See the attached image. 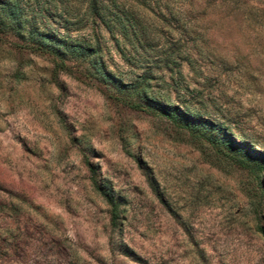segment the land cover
Masks as SVG:
<instances>
[{
    "label": "rangeland",
    "instance_id": "obj_1",
    "mask_svg": "<svg viewBox=\"0 0 264 264\" xmlns=\"http://www.w3.org/2000/svg\"><path fill=\"white\" fill-rule=\"evenodd\" d=\"M16 1L97 48L122 83L0 31V264H264V162H238L122 91L147 73L152 95L264 153V0L106 1L146 31H131L135 47L117 33L118 47L91 0Z\"/></svg>",
    "mask_w": 264,
    "mask_h": 264
},
{
    "label": "trees",
    "instance_id": "obj_2",
    "mask_svg": "<svg viewBox=\"0 0 264 264\" xmlns=\"http://www.w3.org/2000/svg\"><path fill=\"white\" fill-rule=\"evenodd\" d=\"M91 0L90 10L93 16L99 17L108 31L116 39L118 47L120 40L116 37L119 33L124 40L132 43L131 31L134 33H146L139 30V23L131 10L120 7L115 1ZM25 7L20 1L0 0V31L14 34L24 42V45L34 51L48 53L56 62V67H66L67 60L88 61L91 73L105 84L116 86V82L122 83L118 77L109 70L99 55V51L93 45L82 43L70 36L62 35L56 30H48L45 24H39L29 19ZM139 46L138 43H132ZM122 55L127 62L131 61L129 56L123 51ZM188 63H192L190 56L186 58ZM165 67L173 71L176 65L173 55L169 54L161 60ZM127 85L126 99L128 103L136 108L151 109L164 116L176 126L189 130L193 135L204 137L207 141L224 145L232 153L238 162H250L257 168H263L264 153L250 148L244 142H237L225 131L223 124L210 120L198 114L188 105H174L151 94V76L142 74L138 79ZM120 89V88H119ZM87 165L91 171V181L94 188L111 205V221L113 226L118 225L119 204L116 202L111 192L105 188L97 178L95 165L87 160Z\"/></svg>",
    "mask_w": 264,
    "mask_h": 264
}]
</instances>
